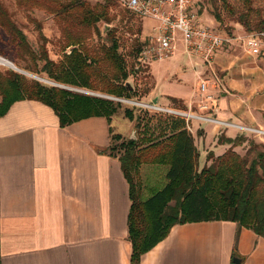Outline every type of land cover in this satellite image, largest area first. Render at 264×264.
I'll list each match as a JSON object with an SVG mask.
<instances>
[{
	"label": "crops",
	"instance_id": "obj_1",
	"mask_svg": "<svg viewBox=\"0 0 264 264\" xmlns=\"http://www.w3.org/2000/svg\"><path fill=\"white\" fill-rule=\"evenodd\" d=\"M149 21L150 35L155 21ZM262 53L237 42L220 47L209 64L187 53L197 85L181 98L185 110L264 128ZM205 75L203 108L196 90ZM144 99L170 107L169 97L160 103L154 87ZM113 118L94 115L62 127L50 105L29 98L14 101L0 116V264H131V198L119 156L109 150L119 133ZM190 124L203 164L210 152L219 155L230 146L218 142L219 134L248 135L198 118ZM246 147L243 142L235 149L244 153ZM234 258L264 264V236L215 219L173 225L141 264H237Z\"/></svg>",
	"mask_w": 264,
	"mask_h": 264
},
{
	"label": "trees",
	"instance_id": "obj_2",
	"mask_svg": "<svg viewBox=\"0 0 264 264\" xmlns=\"http://www.w3.org/2000/svg\"><path fill=\"white\" fill-rule=\"evenodd\" d=\"M16 2L25 9L33 6L47 9L55 15L61 27L63 52L59 60H53L44 45L39 52L33 49L26 34L0 0V28L5 34L0 33V43L7 40L19 56L27 53L32 58L41 59V70L47 73L48 78L60 84L125 98L138 94L144 98L153 88L151 83L138 93L128 81L133 68L148 71L149 66H144L137 59L129 67L120 51L121 44L114 27L106 31L109 43L90 42L94 32L101 35L99 21H112L114 16L110 9L116 5V0L94 4L86 0ZM223 3L231 14L237 12L227 0H223ZM245 6V11L238 12V21L247 31H264V16L256 12L252 0H245ZM214 17L222 20L218 10L214 11ZM135 28L139 34L141 24H136ZM142 45L140 41L137 43V53H140ZM0 94V116L16 100L38 99L54 109L62 127L94 115L110 119L117 109L110 98L47 85L15 70L0 71ZM170 100L173 107H187L179 97L170 96ZM159 114L155 115L154 125L151 124L152 117L145 122L138 118L136 127L143 125L142 134L120 142L123 152L119 159L131 198L128 213L132 245L130 263L141 264L142 255L165 238L175 224L233 220L264 236V142L253 140L244 132L234 137L219 134L218 142L230 146L219 155L210 152L207 162L198 168L199 151L187 120L176 114ZM126 115L134 118L130 109H126ZM120 137L119 133L112 135L113 139ZM246 141L250 142L244 153L235 149ZM253 152L254 156L250 157ZM147 166H162L165 180L159 187L150 188L142 194L145 182L139 177V168Z\"/></svg>",
	"mask_w": 264,
	"mask_h": 264
},
{
	"label": "rangeland",
	"instance_id": "obj_3",
	"mask_svg": "<svg viewBox=\"0 0 264 264\" xmlns=\"http://www.w3.org/2000/svg\"><path fill=\"white\" fill-rule=\"evenodd\" d=\"M1 1L8 8L12 18L15 20L18 26L26 34L29 43L36 52H39L44 45L51 59L59 60L61 58L63 52L62 45L60 43L62 39V32L61 27L57 22L58 20L55 18V15L52 12L38 6L25 9V7L18 5L16 0ZM66 1L67 0H62V2ZM86 1L94 4L96 2H103L104 0ZM227 1L231 5V8H235L237 11L236 13L231 14L230 11L224 6L223 0H197L194 5L202 21L214 28L219 34L227 38L225 39L222 47H226L232 42L243 43L244 36L250 32L245 29V26L240 21H238L237 18L238 12L245 11L247 8L245 6V0ZM252 6L256 12L264 16V0H252ZM110 10L112 16H114L112 21H99L98 26L102 31L101 35H97L94 32L90 42L95 43L99 41L109 43L106 31L109 28L114 27L115 32L120 40V51L126 57L129 67H131V62L137 59H140L144 66H149L148 71H144L140 68H133L131 70V75L129 76L128 81L135 86V88L138 90V93H141L145 86H148L152 83L154 85L153 87L156 91V95H159L160 103H168L165 102V99H168V97L170 99V96L186 99V97L191 94V89H193L194 85L196 86L197 83H195L194 80V67H192V64L190 63V61L193 60V57L189 56L183 50L182 42L180 41L174 54L169 57L161 59L157 58L156 56H152L147 59H143L141 55L142 49L150 43L148 34L150 29L148 27L151 21H149L148 18H143L133 13L123 5L122 0H116V5ZM215 10H218L221 13V21L215 19ZM138 23L141 24V32L139 34L135 32V27ZM0 33L5 35L2 28H0ZM4 38H6V36H4ZM262 38H264V36H262ZM139 41L143 45L140 53H137L135 48H137V43ZM0 47L2 51L0 52V55L11 60L19 68L16 69L15 67H12L8 64L0 63V71L5 73L8 70H15L21 74H24L29 79H37L44 84L54 85L53 83L55 81L48 78L47 73L41 70L43 64L41 59L32 58L31 55L27 53H24L23 56H19V53L17 54L15 48L7 40L1 41ZM262 51H264V49H262ZM194 55L196 54H193V56ZM259 57H264V53L260 54ZM25 66H28V68ZM23 70L26 71V73ZM204 77H206V75ZM60 85L74 92L91 91L95 94H101L99 96L110 98L116 103L117 109L113 113L114 118L112 124L113 130L119 132L121 137L113 139L112 144L109 147L110 152L114 155L119 156L120 153L123 152L122 147L120 146L121 141L127 140L132 134H134L135 137L142 134L143 125L139 128L136 127L138 118H142L145 122L148 120V118L152 117L151 124L154 125L156 121L155 115H160L158 111L149 109L148 107H145L143 104L139 103L153 101L151 99L146 100L142 98L140 96L141 94H138L139 96L125 98L109 95L101 91H94L66 84ZM196 94L201 96V91L196 90ZM169 104L170 107H173L171 100ZM126 109H130L132 111L134 116L133 119L126 115ZM191 119L192 118L187 120L189 121V124ZM190 129L191 124L189 130ZM245 132L248 134L249 138L257 142H264V135H259L248 131ZM249 142L246 141V146L249 144ZM254 154L255 152L251 153L250 157H253ZM203 165V161H200V163H198V168H201ZM140 168L139 177L145 182H143L145 184L143 190L145 191L142 190V194L148 192L147 190H150V188L159 187L165 180L164 169L162 166H147L145 168ZM147 184L148 186H146Z\"/></svg>",
	"mask_w": 264,
	"mask_h": 264
},
{
	"label": "built area",
	"instance_id": "obj_4",
	"mask_svg": "<svg viewBox=\"0 0 264 264\" xmlns=\"http://www.w3.org/2000/svg\"><path fill=\"white\" fill-rule=\"evenodd\" d=\"M196 1L122 0L123 5L136 15L155 21L152 28L153 33L149 35L150 43L141 52L143 59L152 56L161 59L169 57L174 54L181 41L186 53L201 56L208 63L214 60L215 54L227 38L202 21L194 7ZM262 36H264V31L249 32L244 36L243 43L250 52L259 54L264 47ZM208 83L209 78L199 77V91H201V106L203 108L207 107L204 100L206 96L209 97L205 93ZM139 103L154 111L180 115L186 120L198 118L204 121L233 125L243 131L264 135V128L261 127L226 122L215 117L196 114L190 110L163 106L154 101ZM187 126L190 128L188 121Z\"/></svg>",
	"mask_w": 264,
	"mask_h": 264
},
{
	"label": "bare ground",
	"instance_id": "obj_5",
	"mask_svg": "<svg viewBox=\"0 0 264 264\" xmlns=\"http://www.w3.org/2000/svg\"><path fill=\"white\" fill-rule=\"evenodd\" d=\"M0 63L1 64H8L12 67H15L16 69H19L11 60H9L8 58H5L3 56L0 55ZM24 71V70H23ZM26 73V71H24Z\"/></svg>",
	"mask_w": 264,
	"mask_h": 264
},
{
	"label": "water",
	"instance_id": "obj_6",
	"mask_svg": "<svg viewBox=\"0 0 264 264\" xmlns=\"http://www.w3.org/2000/svg\"><path fill=\"white\" fill-rule=\"evenodd\" d=\"M53 84H54V85L56 84V85H58V86H62V85H60V83H55V82H54ZM62 87H64V86H62ZM82 92L95 94V93H93V92H91V91H82ZM96 95H101V94H96ZM154 102H157V99H155ZM131 137H135L134 134H132ZM234 262L237 263V264H239V260H238V258H234Z\"/></svg>",
	"mask_w": 264,
	"mask_h": 264
}]
</instances>
